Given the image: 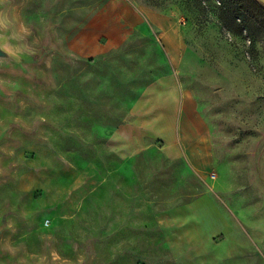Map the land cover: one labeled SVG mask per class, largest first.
Masks as SVG:
<instances>
[{
  "label": "rangeland",
  "instance_id": "1",
  "mask_svg": "<svg viewBox=\"0 0 264 264\" xmlns=\"http://www.w3.org/2000/svg\"><path fill=\"white\" fill-rule=\"evenodd\" d=\"M82 1L0 0V264H264V34L249 38L227 13L226 25L214 11L203 22L188 0H95L110 13L94 20L106 24L111 66L132 82L142 76L149 112L162 101L168 110L176 91L180 115L160 129L175 146L151 144L152 131L141 139L144 155L181 156L183 192L174 208L152 192L143 209L128 206V218L144 215L145 238L107 246L91 215L78 217L75 234L82 184L92 182L78 171L95 155L96 123L95 56L68 47L98 35ZM50 155L73 181H61L55 203ZM191 155L201 171L183 161ZM176 216L178 238L156 239V219L166 229Z\"/></svg>",
  "mask_w": 264,
  "mask_h": 264
},
{
  "label": "crops",
  "instance_id": "2",
  "mask_svg": "<svg viewBox=\"0 0 264 264\" xmlns=\"http://www.w3.org/2000/svg\"><path fill=\"white\" fill-rule=\"evenodd\" d=\"M82 6L83 9H87V11L83 10L84 15H90L93 19V22L88 21L94 27L93 32L98 33L100 36L97 35L95 40L90 41V44L85 42L82 47L71 45L70 41L67 42L68 47L78 54L88 55V57L95 56L96 61L95 155H92L90 160L78 171L80 176L83 175L82 177L91 179L92 182L85 184V186L82 184L83 188H87L89 192L80 199L79 203L83 210L82 214L77 212L75 234L84 232V229L80 227L81 221L78 217L91 215L95 222V232L101 227L105 228L107 231L104 240L109 241L107 246H113L120 239L145 238L147 221H144L142 217L144 215L140 213L137 216L138 219L132 220L131 217L128 218V215H126L129 210L127 213L126 211L128 206H134V209L138 210L143 209L148 192L155 193V197L161 205H163L164 198H167L169 207L174 208V205L177 207L178 195L183 190V188L180 189V169H177V166L181 164V156L144 155L142 149L145 143H143L141 137L143 133L152 131L151 144L166 143L169 147H174L173 135H169L170 132L164 133L160 129L174 126V113L176 117H179L180 108L178 104L175 108L173 106L176 91L171 88L168 89L169 93L167 95V101H170L168 110H165V104L162 101L159 106L155 105L157 110L152 109L149 112L148 92L147 87L141 85L142 76L138 75L135 82H132L131 76L127 75L125 71L119 73L115 71V67L111 66L114 55L107 44L108 41L105 39L106 24L103 26L97 24L95 27V14L107 18L110 17L109 11L105 13L95 10V0H83ZM123 63L126 65L128 62L124 59ZM168 86H171V83ZM151 111L156 112L154 118ZM165 112L169 113L170 117L163 119V113ZM154 134L155 136H153ZM157 136L160 139H157ZM152 140L155 142H152ZM165 157L169 161L167 164H165ZM197 157L198 155H191L189 159L185 158L183 160L188 161L187 165L188 163L190 165L188 168H191L193 173L202 169L194 162L198 159ZM47 158H49L48 160L51 161L53 167L43 168L45 174L49 176L48 185H50L45 190L46 195L51 197L50 201L55 203L57 197L65 198V190H59L61 189V181L62 183L63 181L67 182V185H70L73 181L70 182V179L67 178L62 179L65 175L63 169L67 167L60 162H56L52 155ZM37 165H40V163ZM49 188L50 190L54 189L56 192L48 193ZM160 192H162L161 196ZM50 204L48 203V205ZM120 208L124 210L121 212ZM91 209L94 210L91 211ZM169 211L172 213L171 210ZM117 213L122 215H117ZM179 218V216L175 219L171 217L170 221L173 227L166 229L163 227L162 220V228L159 229L160 221L156 219L157 225L154 229L156 239L161 236L164 237L165 232L174 233V236L178 238V225L181 222ZM119 222L122 226L117 228L116 224H119ZM190 223L194 222L190 221ZM67 224L72 227L70 221H67ZM79 236L77 235V237ZM112 249L114 250V247Z\"/></svg>",
  "mask_w": 264,
  "mask_h": 264
},
{
  "label": "trees",
  "instance_id": "3",
  "mask_svg": "<svg viewBox=\"0 0 264 264\" xmlns=\"http://www.w3.org/2000/svg\"><path fill=\"white\" fill-rule=\"evenodd\" d=\"M164 0H151L153 5H158ZM189 5L202 17V21L208 22L209 12H218L219 22L227 24L222 16L238 21L249 38H253L254 29H259L264 34V8L255 0H188ZM210 14V13H209Z\"/></svg>",
  "mask_w": 264,
  "mask_h": 264
}]
</instances>
